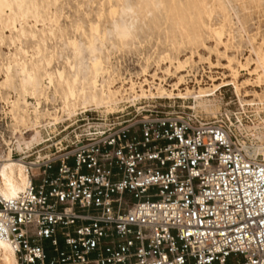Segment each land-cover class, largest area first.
Segmentation results:
<instances>
[{
    "label": "built area",
    "instance_id": "built-area-1",
    "mask_svg": "<svg viewBox=\"0 0 264 264\" xmlns=\"http://www.w3.org/2000/svg\"><path fill=\"white\" fill-rule=\"evenodd\" d=\"M154 100L49 121L38 143L0 107V171L29 180L0 194L15 264H264V106L206 121Z\"/></svg>",
    "mask_w": 264,
    "mask_h": 264
},
{
    "label": "rangeland",
    "instance_id": "rangeland-1",
    "mask_svg": "<svg viewBox=\"0 0 264 264\" xmlns=\"http://www.w3.org/2000/svg\"><path fill=\"white\" fill-rule=\"evenodd\" d=\"M122 11L134 27L125 41L115 30ZM92 25H98L92 39L101 50L95 56L102 63L96 70L91 64L93 55H89L84 71L70 42L87 48L86 36ZM14 28L23 35L12 42L10 37L17 34ZM213 30L222 32L221 42ZM223 54L233 59V68L248 62L250 70L256 68V54H264V0H0V107L12 115L15 130H27L28 140L49 121L61 124L83 112L99 119L116 106L133 103L135 108L146 107L154 99L182 106L186 113L206 121H213L225 109L234 110L238 104L264 106V78L245 73H240L238 82L249 80V86L243 85L240 94L225 87L212 97L198 98V93L213 88L212 79L230 75ZM191 55L194 62L182 74L180 92L161 95L160 88L169 93L178 80L164 77L162 70L169 67L173 73L174 64ZM209 56L218 69L205 64ZM166 57L172 60L171 67L162 65ZM44 60L50 61L49 66ZM35 64L38 66L33 67ZM9 67L11 75L7 77ZM24 69L34 70V92L30 86L23 89L27 84ZM63 69L65 80L78 73L74 85L84 89L85 106L79 103L74 110L64 109L62 96L54 89L55 74ZM258 71L261 76V69ZM47 73L54 75L52 84ZM163 78L165 84L159 80ZM177 94L185 97L180 99Z\"/></svg>",
    "mask_w": 264,
    "mask_h": 264
},
{
    "label": "bare ground",
    "instance_id": "bare-ground-1",
    "mask_svg": "<svg viewBox=\"0 0 264 264\" xmlns=\"http://www.w3.org/2000/svg\"><path fill=\"white\" fill-rule=\"evenodd\" d=\"M127 12L122 11L120 15L116 18V33L120 40L125 41L128 40L131 36L132 32L134 31L133 24L128 22L127 19ZM15 29V28H14ZM16 36L15 38L10 37L11 41H19L21 35V31L16 30ZM217 32L218 40L221 42L222 39V32L220 30H213ZM98 32V25H92L90 26V34L86 36V40L88 41L87 48H78L75 44V42H70V45L74 48V52L80 56V62L82 64V68L84 71L87 69L86 65V58L89 55L92 56L91 64L96 69L99 70L101 67L102 59L100 57L95 56L96 52H101L100 48L97 47L96 43L93 41L92 36L94 33ZM39 50V47H37ZM24 54H27L26 51H24ZM223 57V60L227 62L228 72H230L229 76L223 75L221 79L215 80L212 79L213 82V88L209 92H200L199 99L209 98L214 96V94L225 87H232L236 94H240L241 89H243V85H246L249 80L245 82V84H240L238 82L240 73H245V75L249 77H263L264 78V54L259 55L256 54V68L252 71L250 70V62L245 64H239L238 68H233V59L228 57L227 55L223 54L221 55ZM46 64L49 66L50 61L44 60ZM205 64L208 65L210 68L218 69L217 65H215L210 56L204 59ZM194 62V57L191 55L188 57L185 61H179L176 64H174V72L172 73L169 69V67H166L165 70H162L161 74L164 77L171 76L173 79H178L176 82H174L170 88L171 90L169 93L164 89L160 88L161 95H164L167 93L168 96H173L175 92H180V87L183 84V76L182 74L186 72V70L190 67V64ZM172 66V60L169 57H166L164 59V62L162 65H169ZM38 64L33 65V67H37ZM258 69H261V76L259 74ZM34 70L28 71V70H22V73H25V81L26 85H24L23 89L26 91L27 86H30L31 91H36V88L34 86ZM78 73L73 72L70 75V78L65 80V70H58L56 72V85L54 87L55 92L58 94H61L62 96V102L64 109L68 110H74L76 106L79 103H82V106L86 105V96L84 89H77L75 87V82L77 80ZM11 75V69L10 67L7 70V77ZM143 75L145 77L148 76V69L143 70ZM47 76L49 78L50 84L54 81V75L52 73H47ZM155 76V75H154ZM228 79H231L230 81ZM161 81V84H165L166 79H159ZM220 81V83H217ZM110 90V89H109ZM111 93V91H109ZM142 93H144V90H142ZM190 91L186 89V95L188 96ZM180 99L182 97H185L183 94H177ZM248 97V96H244ZM196 97V99H198ZM245 104V103H243ZM242 104V105H243ZM249 106H255L253 103ZM40 132L35 131L32 139L28 140V143H38L40 141ZM29 183L28 176L26 174L25 167L17 162H8L4 165L2 170L0 171V194L4 199H12L16 198L19 194H21L27 187ZM0 264H15V259L13 252L10 248V246L4 242H0Z\"/></svg>",
    "mask_w": 264,
    "mask_h": 264
}]
</instances>
